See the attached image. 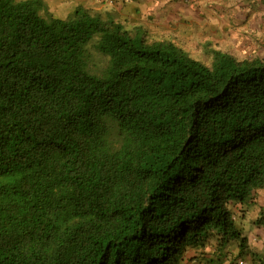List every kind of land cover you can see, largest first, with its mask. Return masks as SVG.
<instances>
[{
  "label": "trees",
  "instance_id": "16d2710c",
  "mask_svg": "<svg viewBox=\"0 0 264 264\" xmlns=\"http://www.w3.org/2000/svg\"><path fill=\"white\" fill-rule=\"evenodd\" d=\"M43 5L0 0V264H184L246 241L237 218L264 190V54L207 63Z\"/></svg>",
  "mask_w": 264,
  "mask_h": 264
},
{
  "label": "rangeland",
  "instance_id": "374dc122",
  "mask_svg": "<svg viewBox=\"0 0 264 264\" xmlns=\"http://www.w3.org/2000/svg\"><path fill=\"white\" fill-rule=\"evenodd\" d=\"M179 5L180 3L176 2V6L179 7ZM203 5L205 6V11L201 10L202 13L200 15L202 18L205 17V19L202 20L198 17L195 19L196 24L202 25L193 29L192 34L194 35L189 34L187 29L184 30V25L175 37L166 35L162 37L154 34L144 24H142L141 28L148 33L150 38L173 40L193 57L207 63L212 61L211 57L214 49L232 53L238 58H244L256 53L264 54V0H205ZM137 6L141 9V16L145 17L144 6L141 4ZM49 8L51 10L50 6ZM70 12V6H65L61 11H49L46 8L42 10V13L46 16L54 15L62 18L70 16ZM178 18L184 19L182 13H178ZM94 57V66L98 64L103 66L106 63L103 56L94 55ZM262 193H264V190H262ZM254 206L245 212V217L237 218L238 227L245 228L248 239L244 241V239L240 238L229 246V249L232 247V250H237L233 252L234 254L249 252L250 247L256 245L255 242L251 241L249 230L255 229V233L258 234L260 233L259 229L264 227V208H260L258 203L254 204ZM240 245L246 246L243 249ZM185 263L193 264L191 261L187 262V260Z\"/></svg>",
  "mask_w": 264,
  "mask_h": 264
},
{
  "label": "crops",
  "instance_id": "0c3cea01",
  "mask_svg": "<svg viewBox=\"0 0 264 264\" xmlns=\"http://www.w3.org/2000/svg\"><path fill=\"white\" fill-rule=\"evenodd\" d=\"M42 1L44 4L43 8L49 9V11H61L65 6H70V15H72L75 8L84 7L93 14L102 16V18H115L123 22L128 28L143 26L142 24H144L148 27V30H152L154 34L162 37L163 35L175 37L183 25L185 27L184 30L187 29L189 34L194 35L192 34L193 29L202 25L198 23L199 21L196 24L195 19L197 17L202 20L205 19V17L202 18L200 15L202 13L201 10L205 9L203 5L205 0H113V2L111 0ZM176 2L180 3L179 7L176 6ZM139 4L145 8V17L141 16V9L137 6ZM178 13H182L184 19H179ZM257 203L260 204V208H264V193L262 191L256 196V203L254 204ZM252 207L255 206L251 205L249 208L252 209ZM241 229L246 235L245 228ZM259 231L260 233L256 234L255 229L249 230L251 241L255 242L256 245L251 246L249 252L245 254L240 252L234 254L233 252L237 250H232L231 247V249H227L226 255L222 256L219 255L220 251H216L214 246H208L203 254L196 253L195 257L192 260L188 259L187 262L191 261L193 264H264V227L260 228ZM194 253L195 249L188 251V254Z\"/></svg>",
  "mask_w": 264,
  "mask_h": 264
},
{
  "label": "built area",
  "instance_id": "2783aa9c",
  "mask_svg": "<svg viewBox=\"0 0 264 264\" xmlns=\"http://www.w3.org/2000/svg\"><path fill=\"white\" fill-rule=\"evenodd\" d=\"M111 2H113V0H111Z\"/></svg>",
  "mask_w": 264,
  "mask_h": 264
}]
</instances>
